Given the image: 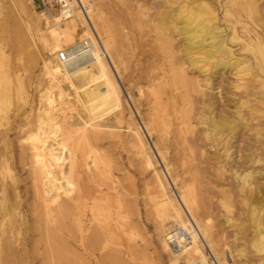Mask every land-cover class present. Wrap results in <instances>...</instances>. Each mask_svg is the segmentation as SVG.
Returning <instances> with one entry per match:
<instances>
[{
  "label": "rangeland",
  "instance_id": "rangeland-1",
  "mask_svg": "<svg viewBox=\"0 0 264 264\" xmlns=\"http://www.w3.org/2000/svg\"><path fill=\"white\" fill-rule=\"evenodd\" d=\"M93 2L102 10L106 24L116 39L115 56L119 55L122 59V66H110L121 88V123L116 118L119 111L113 110L114 112L101 121L100 128L91 129L86 124V111L73 96L76 95L75 91L67 83H63L61 88L66 94L64 99L72 107L66 115L71 118L69 122L73 125L66 124L64 119L59 118L49 133L47 143L50 145L46 143L44 149L40 150L38 144L32 145L29 138L36 133V116L42 106L40 95L47 88V80L41 71L46 52L43 44L39 42L40 33H36L34 28V11L30 6L27 3L20 4L18 0H0V100L9 99L4 110L6 120L0 119V191L3 188L6 192L5 201L1 196L0 201L5 202L9 213L0 228V264H174L171 250L164 249L163 246L177 226L171 227V223L160 225L157 222L160 199L154 173L159 170L165 175L169 184L168 193H172L175 200H179L180 187L188 186L191 189L193 198L195 197V217L210 227H207V231L210 239L214 240V249L219 252L220 258H226L223 255L227 254L228 264H264V252L256 254L252 248L257 231L260 229L264 234V125H254L264 119V115L255 120L257 123L248 115L249 107L254 102L253 97L247 96L251 90L249 86L252 85V76L247 68L261 79L264 76L257 71L252 53L243 49V42L230 40L231 23L229 18H224V12L219 8L218 25L224 29L228 39L227 46L232 50V55L219 54L218 57L231 59V64L238 65L225 69L215 68L211 63L218 59L212 58L211 63L199 65L201 70L190 71L189 75L200 82L204 94L196 95L197 102L191 119L195 126L194 133L189 137L190 141L196 140L191 144L195 160L191 164H183L185 155L181 152L185 149L188 153V145L184 146L175 136L177 118L180 116L177 113L180 110L179 97L172 87H166L165 94L162 95L161 117L165 118L166 124L162 126L161 134L164 133L162 135L165 141L159 138V132H149L145 126L148 124L147 100L151 96V90H156L150 83L152 76L168 68V59L162 53L158 33L160 30L157 17L161 5L158 0ZM256 2L259 11L264 14V0ZM72 20L73 13L67 21L62 20V23L68 25ZM248 25L254 31L260 32L258 26L250 22ZM237 31L242 38L239 26ZM174 46L175 60L179 63L186 62L181 55L186 49L183 42L174 41ZM204 51L207 52L208 48ZM196 57H204V52ZM204 101H211L213 110L205 108ZM238 108L243 120H247L245 126L237 121L235 112ZM198 113L209 116V119H199L196 115ZM210 117H213L211 121L221 119L228 126L218 131L214 125H210ZM84 123L80 132L71 133L74 129L72 126H82ZM134 124H139L145 143L147 141L146 151H152L154 162H158L155 169L146 168L145 163H142V155L134 144ZM208 126L212 131L209 139H206ZM256 127L261 130L259 139H256ZM87 131L90 141L86 138ZM32 147L35 153L32 152ZM56 147L61 155L56 154ZM158 150L164 154V161L159 157ZM5 163L11 173L5 171ZM62 170H66L65 174ZM249 172L252 173L247 180L250 185L242 187L239 175ZM62 174L65 176L62 177ZM49 178L52 179L50 183ZM50 184L52 188H48ZM52 189L56 194H51ZM54 189L60 190L55 192ZM78 190L95 196L101 206L99 219L102 217V223H107L111 228V232L107 233L111 236L110 241L103 242L105 245L100 242L98 245L102 247L98 246L95 252L91 249L84 251L81 247L83 235L88 236L90 230L84 232V228L75 222L84 209L82 201L76 197ZM72 191L75 192V197L71 195ZM38 192L40 196L37 195ZM67 192L70 195L68 198L63 195ZM222 199L229 204L228 211L221 206ZM200 201L205 207L202 205L200 208ZM201 211H205L206 216ZM85 215L82 218L84 227L89 226V214ZM254 215L259 219L256 223H260L258 228L254 225ZM187 217L191 220L188 213ZM228 219L231 223L227 222ZM191 224L199 234L192 220ZM201 241L208 263L219 264L210 245L202 238ZM238 252L242 253L236 255ZM177 263L187 264L182 256Z\"/></svg>",
  "mask_w": 264,
  "mask_h": 264
},
{
  "label": "bare ground",
  "instance_id": "bare-ground-1",
  "mask_svg": "<svg viewBox=\"0 0 264 264\" xmlns=\"http://www.w3.org/2000/svg\"><path fill=\"white\" fill-rule=\"evenodd\" d=\"M93 1H95V0H80V2L86 8L87 14L85 15V13L81 12L78 8L75 7L72 11V13L74 15V20H72L67 25L66 23H62V20L59 18L50 19V18L46 17L41 12H39L36 9V7L33 4H31V2H29V0H18V2L22 5L24 3H27L30 6V8L34 11L33 12L34 17H35L34 18V28L36 30V33H38V32L40 33L39 34V42L41 44H43L44 51L46 52V56L43 59V64L41 66V71L44 75L43 77L46 78L45 79V80H47L46 84H48V85L45 84V86H47V88L45 87L46 89L40 95L42 106L38 110V113L36 116V133L33 136L31 135V137L29 138L32 145L34 143L38 144L37 146L40 150H43L44 145L49 141L48 136L50 135L49 133H51V130L53 129L52 125H55L59 118H61L60 120L64 119L67 122L66 124L70 123L69 120L71 118L70 119L67 118L66 112L71 110L72 107L64 99L66 94L64 93L63 89L61 88L63 83H67L68 86L75 91L76 95H73V96L76 98L77 102L79 104H81V106L86 111L85 113H87V117H88V122L86 124H88V126L91 129L95 130V129L100 128L101 127V121H103L109 114H111L113 110L119 111V113L116 114V118L119 121V118H120L119 114L122 110L121 88H120L119 84L117 83V81L115 80V76L113 75V72H112L110 66L114 65V66L118 67L117 65H119V64H121V66H122L123 65L122 59L120 58L119 55L115 56V51H116L115 50V46H116L115 40L116 39H114V35L112 34L113 32L111 31L110 27L106 24V20L103 17L102 10L98 9L97 5ZM158 2L162 7L161 10L159 11V15L157 17L158 24H159V30H160V32H158V33H160V41H161L160 43L162 44V49H163L162 53H164V55L168 59V68L165 67L166 69H162L157 74H155L154 77L152 76V80L150 83L152 84L151 86L153 88H156V90H154V89L151 90L152 91L151 96H149V98H148L149 100H147L148 104L146 103L148 106L147 107L148 108V110H147L148 124L145 126L149 132L150 131L159 132L160 133L159 138L162 139V141H165L164 136L162 135L164 133L161 134V131H163L162 126L164 124H166L165 118L163 119L161 117V115H163V112H162L163 110H161L162 106H163L162 95L165 94L166 87H172L174 93L176 92L177 96L179 97L178 107L180 110L177 113L180 116L177 118L178 121L176 124V135L175 136L177 139L181 140V142H182V144H184V146L186 144L188 145V146H186V147H188V151H187L188 153H186L185 149H184V152L183 151L181 152V153H183V155H185V157H184L185 161L183 160L184 161L183 164H185V163L191 164V162H193L195 160V156H194L195 154L192 151L191 144L196 142V140L190 141L191 138L189 137L192 133H194V126H195V125H193V122H191V119H193L192 114L194 115L193 110L195 111L194 108H195V105L197 102L196 101V95L197 94L203 95L204 91L202 90V86H201L200 82L196 78H192V76H190L189 73L193 69L201 70L199 65L211 63L210 61L212 58L218 59L217 62L211 63V64H213V66L215 68L225 69L227 67H233L235 65H238V64H231L230 63L231 59L218 57L219 54H228L229 56L232 55V50L227 46V40L228 39H227L226 35L224 34V29L218 25V18H217L218 9L219 8L222 9V11L224 12V18L230 19V20L228 19V21L231 23V28H232V31H231L232 35L230 37V40L243 42V49L248 50L252 53V55L255 59L256 69L259 72V74L262 76H264V14H262L261 10L259 11L258 6L256 4L257 3L256 0H158ZM258 2H259V0H258ZM69 18H70V16H69ZM68 19L63 20V21L65 22ZM249 22L253 25L258 26V28H260V32L258 33L256 31H254L253 29H251V26L248 25ZM237 26H239V28L242 31V38L240 37L239 32L237 31ZM225 31H226V29H225ZM77 39H79V40L89 39L92 43V49L90 50V52L83 54V55H80L78 57H72L73 59L67 64L60 63L57 59L58 54L63 49L66 48L64 46L70 47V46L75 45L76 44L75 42ZM174 41L183 42V47H185L186 49H185V51L182 52L181 55L183 57H185L186 62L179 63L177 60H175L174 56H176V55L174 52V49H175L174 48L175 47ZM206 48H208L207 52H205L206 50L204 51V49H206ZM193 50H200L201 52H193ZM202 50L204 52V57H196V56H198V54L203 53ZM5 54H6V52H5ZM118 61H119V63H118ZM247 69H248V71H250V74L252 76V81H251L252 85L249 86L251 90L247 96L253 97V102H254V104L252 106L250 105V107H249L250 113H248V115L250 116L251 120L257 121V120H259L260 115H264V79H261L260 77H258V75L255 74L254 72H252L249 67ZM119 70H120V68H119ZM5 77H6V75H5ZM255 82L257 83V85ZM9 85H11V84H9ZM139 93L141 95V91ZM73 100H74V98H73ZM251 103H252V101H251ZM7 104H9L8 98L7 99L4 98V99L0 100V119L6 120V115H5L4 110H5V107ZM175 105H177V104H175ZM203 106H205V108H207L209 111H211V108L213 110V103L211 101H207V102L204 101ZM235 114H236L237 121L240 122V124H242L243 126H245L244 124H246L247 120H243V115L241 114V111L239 110V108L237 109ZM196 115L199 116V119L201 118V119H204L205 121H207L209 119L208 118L209 116L207 117V115H205V114L202 115L201 113H198ZM71 116H72V114H71ZM212 119H213V117H210V125L211 126L214 125L215 128L218 129V131H219V129L226 128V125L228 126V124L225 122H222L221 119H219L217 121H211ZM262 120H264V119H262ZM262 120H260L258 123L255 121V123H257V124H254V125L255 126L264 125V121H262ZM70 125H73V124L70 123ZM84 125H85V123L82 126H77V127L72 126L76 130H74V129L72 130V128H71V130H72L71 133L72 132H75V133L80 132L81 128ZM209 128L210 127L208 126V132L205 133L206 139H209V136L211 133L210 131H212V130H209ZM255 131H256V139H259V137L262 135L261 130H259V128L256 127ZM132 132L135 136V143L134 144H136L137 149L140 151L142 158H143V161H144L142 163H145V165L147 166L146 168L149 167L150 169L151 168L155 169V167H156L155 164L157 165L158 162H156V161L154 162V160L152 158L153 152L151 151V149H150L151 153L146 151L147 141L145 143V141L143 139V133L141 131L139 124H134V128H133ZM64 133H65V131H64ZM82 133H83V131H82ZM85 133H86V131H85ZM91 133H92V131H91ZM52 134H53V131H52ZM88 134L89 133L87 131V136H86L87 140H89ZM187 134H189L188 140H187V136H186ZM66 136H68V135H66ZM66 136H64V137H66ZM165 136H166V134H165ZM83 138H85V137H83ZM86 138H85V140H86ZM63 139L64 138H62V140ZM52 141H54V140H52ZM54 142H56V141H54ZM64 142H63V144H64ZM256 143H257V141H256ZM258 143H259V141H258ZM47 144L50 145V143H47ZM66 145H65V147H66ZM54 146H57V145H54ZM52 147L53 146H51V149H52ZM57 147H56V150H57ZM61 147H63V146H61ZM61 147H60V149H61ZM35 148H36V146H35ZM53 149H54V147H53ZM66 149H65V151H66ZM32 152L35 153L34 148H33ZM58 152L59 151L57 150L56 154L61 155V153L59 152L60 153L59 154ZM158 153H160L159 150H158ZM181 153H180V156H181ZM66 155H67V153H66ZM42 156H45V155H42ZM159 157H161L162 161L165 160L164 154L160 153ZM33 158H35V157H33ZM45 160H46V157H45ZM139 160H141V159H139ZM58 163L60 164V162H58ZM61 163H62V161H61ZM36 166H32V168L33 167L38 168ZM38 166H39V164H38ZM69 166H70V164H69ZM3 167L7 173H11L9 166L6 165V163L4 164ZM58 167H59V165H58ZM1 168H0V170H1ZM39 168L41 169V165ZM39 170L36 169V171H39ZM62 172H64V171L62 170ZM65 172H66V170H65ZM65 172H64V174H65ZM1 173H2V171H1ZM49 173H50V171H49ZM38 174H40V172ZM91 175H93V174H91ZM154 175H156V188H157L158 197L160 199V202H158L159 207H160V211H159L160 214H159V220L157 222H159L160 225L161 224L163 225L166 223H171V227L177 226V228L173 229V231L178 229L175 233L172 232V234L171 233L169 234V236H168V238H167V240L163 246L164 249H168L169 251L171 250L170 252L173 254V255L171 254V256H173L172 262L174 264H176L182 256L187 264H209L208 258L204 253V246H203V243L201 241V238H202L206 243H208L210 245V248H211L213 254L216 256L217 262L219 264H228L227 263L228 259L226 260L227 254L223 255L226 258H220L221 256H220L219 252L215 251L214 245H213L214 240L212 241V239H210L208 231H207V227H209L208 224L204 221H203L204 223L202 221H199L195 217V215H196L194 213L195 212L194 211L195 206H196L195 202H194L195 197L193 198V194H192L191 189L188 188V186L187 187L186 186L180 187V196L178 198L179 200L177 201V200H175L172 193H170V194L168 193L169 184H168L167 179L165 178V175L163 174V172L161 170L155 171ZM51 176H52V174H51ZM64 176L62 174V177H64ZM251 176H252V173H250V172L245 173L243 175L242 174L239 175L241 182H242V187L250 185V184H247V180L249 178H251ZM8 177H10V176H8ZM12 177H10V178L13 179ZM39 178H40V176H39ZM97 178H99V177H97ZM40 179H41L40 182H42V178H40ZM64 179H63V181H65ZM69 180L71 181V179H69ZM50 181H52V179H50L48 182L50 183ZM103 183H104V181H103ZM44 184H46V183H44ZM54 184H55V182H54ZM47 185H48V183H47ZM52 185H53V183H52ZM52 185L50 184V187H48V188H52L53 187ZM44 189H45V187H44ZM62 189L64 190V187ZM57 190H60V189H57ZM57 190H55V192ZM40 192H42V191H40ZM45 192L46 191H44V194H47ZM73 192L74 191H72V193ZM48 193H49V191H48ZM52 193L56 194L53 192V189H52L51 194ZM74 193L71 195L73 196ZM76 194H77L76 197L82 201V205H83L84 209L81 212L80 217L75 219V222L79 226H82L84 228V232L87 230H90L89 231L90 233L87 232L89 234L88 236L83 235L81 247H83L84 251L87 249L88 250L91 249V251L93 250L95 252V250L97 251V247L100 246V245H98L100 242L103 243V242H109L110 241L111 236H109V234H107V233L111 232V228L108 225H106L107 223H104V222L102 223V221H101L102 217H100V219H99V216H100L99 213L101 214V209H100L101 206H100L98 200H96L94 195L89 194V193L83 194L80 190H78V192H76ZM5 195H6L5 189L2 188V191H0V196L3 200L5 198ZM37 195L40 196L41 194L38 192ZM63 195L67 198H68V196L70 197L68 192L66 194H63ZM74 197H75V195H74ZM121 198H123V197H121ZM52 199H49V200H52ZM3 200L0 201L1 202L0 203V216H1L0 228L3 227L2 225L4 223V220L6 217L8 218L7 215L9 214L7 211L8 206L5 204V202H4L5 200L4 201ZM40 201L42 202V200H40ZM55 201H56V199H55ZM60 201H62V200L60 199ZM200 202H201V204L199 206L201 208V206L203 205L202 204L203 202L202 201H200ZM102 204H103V202H102ZM220 204H221V206H223L228 211L229 204L227 203V201L222 199L220 201ZM58 205H59V203H58ZM60 206H62V205H60ZM64 206H66V205H64ZM73 206H74V204H73ZM65 209H67V208H65ZM80 209H82V208H80ZM202 209L204 210V208H202ZM69 210H67V211H69ZM204 212L201 211V213H204ZM229 212H230V210H229ZM60 213H62V212H60ZM86 213L89 214V226L84 227L82 218L86 216L85 215ZM187 213L191 217V220L195 224L199 234H197V232H195V230L191 224V220L189 219V217H187ZM63 214H64V212H63ZM109 214H110V212H109ZM256 214H258V213L256 212ZM76 215H77V213H76ZM204 215H205V213H204ZM104 216H105V213H104L103 217ZM202 218H205V217H202ZM258 220L259 219H257V217L254 215V225L259 226L260 223L256 224L257 222H259ZM227 222L229 223L230 220L228 219ZM113 223H115V222H113ZM258 226L256 228H258ZM63 227L64 226H62V228ZM123 227H125V226H123ZM108 231H110V232H108ZM199 237H201V238H199ZM255 237H256V240L253 242L252 248L256 254H261L262 252H264V234H262L261 230L259 229L257 231V234L255 235ZM103 244L105 245L106 243H103ZM215 245H216V243H215ZM217 245H218V242H217ZM100 247H102V246H100ZM217 249H219V248L217 247ZM168 250H166V251H168ZM101 251H102V249H101ZM220 251H222V249ZM112 253H114V252H112ZM241 253L238 252L236 255H240ZM176 254H178V255H176ZM105 256H107V255H105ZM109 259H110V257H109ZM229 261H232V260H229Z\"/></svg>",
  "mask_w": 264,
  "mask_h": 264
},
{
  "label": "built area",
  "instance_id": "built-area-1",
  "mask_svg": "<svg viewBox=\"0 0 264 264\" xmlns=\"http://www.w3.org/2000/svg\"><path fill=\"white\" fill-rule=\"evenodd\" d=\"M36 9L50 19L59 18L66 20L76 7L81 12L86 13V8L80 0H29ZM92 49V43L89 39L78 40L75 45L66 47L57 56L60 63L67 64L73 58L89 53ZM178 230V229H177ZM177 230H174L175 233Z\"/></svg>",
  "mask_w": 264,
  "mask_h": 264
}]
</instances>
